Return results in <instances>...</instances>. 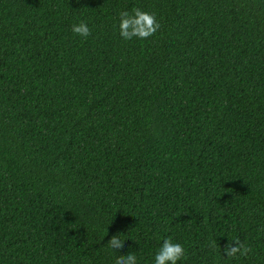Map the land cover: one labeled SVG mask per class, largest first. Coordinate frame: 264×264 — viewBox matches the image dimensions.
Masks as SVG:
<instances>
[{"label":"trees","instance_id":"1","mask_svg":"<svg viewBox=\"0 0 264 264\" xmlns=\"http://www.w3.org/2000/svg\"><path fill=\"white\" fill-rule=\"evenodd\" d=\"M134 9L153 35H120ZM166 238L264 264V0H0V264H152Z\"/></svg>","mask_w":264,"mask_h":264},{"label":"clouds","instance_id":"2","mask_svg":"<svg viewBox=\"0 0 264 264\" xmlns=\"http://www.w3.org/2000/svg\"><path fill=\"white\" fill-rule=\"evenodd\" d=\"M119 23L120 35L125 39H131L133 36L146 38L153 35L159 28V22L154 14L139 9H134L133 13L122 12ZM71 31L82 37L90 34V28L87 23L79 22L71 26ZM235 242V245H233ZM109 247L116 251H123L125 241L119 235H113L109 240ZM226 256L233 257L237 253L244 256L249 249L245 247L238 238L231 240L225 247ZM186 258V249L183 244L173 242L171 239H163L160 247L155 252L152 264H178ZM115 264H138L137 256L131 252L127 255L117 257Z\"/></svg>","mask_w":264,"mask_h":264}]
</instances>
